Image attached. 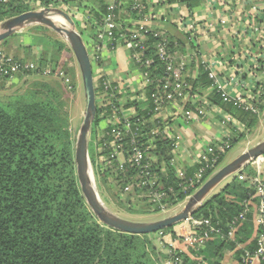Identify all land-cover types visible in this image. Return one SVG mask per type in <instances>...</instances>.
I'll return each mask as SVG.
<instances>
[{
    "label": "built area",
    "instance_id": "1",
    "mask_svg": "<svg viewBox=\"0 0 264 264\" xmlns=\"http://www.w3.org/2000/svg\"><path fill=\"white\" fill-rule=\"evenodd\" d=\"M58 1L61 0H50L52 4L48 8H59ZM42 2L43 0L35 1L34 5L36 3L35 6H41L39 10L47 8L43 7ZM216 2L217 0L214 1L215 4ZM243 2L248 6L251 16L254 15L255 6L252 2L250 0H243ZM108 3L102 25L95 23L99 29L97 37L108 41L112 48L115 44L126 48L130 64L139 71L142 85L147 91L144 95L134 98L135 101H141L144 104L142 110L132 107L126 110V115L123 116L116 100L117 91L104 79V76L97 80V87L100 84L104 90L98 98L94 84L96 115L98 114L99 122L93 141L94 154L93 162L90 160L91 169L93 176L102 175L109 186H118L116 192L119 196L130 197V202L137 199L147 200L149 210L165 213L173 206L169 196L175 195L172 187L165 188L164 177L170 174L178 182L182 194L188 198L207 180L203 181L206 174L209 172L213 174L217 170L218 163L226 151L230 150L232 141L238 135L247 134V128L234 115L222 111L218 124L222 129H228L224 131V137L196 152L197 168L191 177H179L174 174V169L179 172V166L176 163L183 144V136L178 131L176 133L171 131L170 121L179 124L199 122L205 118L207 112H216L215 106H211L209 101L200 100L195 104L194 109H186V102L191 96L193 87L184 77V71L191 56L188 58L173 55L169 39L164 31L151 25L153 16L145 12L144 0H130V6L126 10L130 19L123 24L117 18L120 1L108 0ZM223 6L225 5L222 2ZM262 15L264 17V10ZM229 20L230 14L226 12H222V16L215 23L195 22L190 13H185L177 20L176 27L189 39L202 35L212 40L216 38V26L219 25L222 27L221 38L228 36L238 43L241 39L240 33L232 27L229 28L230 33L225 31V26H229ZM248 23L252 24V31L258 34L255 42L258 43L253 49H247L249 53L244 56L233 55L234 61H229V67L224 63L230 71L229 76L222 75L221 78L215 72L216 54L207 58L195 47L193 55H200L199 64L212 82L211 93L219 97L223 103L236 105L247 115L259 116L260 107L264 106V19L255 23L248 19L243 25ZM115 32L117 33L114 34ZM248 33L249 28L246 25L243 37H246ZM150 38L156 42L153 54H150ZM90 60L93 67L95 62L93 58ZM20 74L59 77L64 72L54 70L50 63L41 65L38 60L32 62L15 60L12 56L0 52V78L14 82L18 80ZM65 83H68L67 79ZM104 122L108 124L103 126ZM165 143L169 144V155L164 164L159 161L158 150L159 145ZM263 161L262 156L249 164L256 172L252 180L254 193L249 194V199L243 204V210L230 221L227 234L221 235L223 241L234 243L239 249L242 264H252L254 261L264 262ZM250 217L255 227L249 242L252 249L249 245L245 247L239 245L237 240L238 232ZM184 226H188V232L180 233L178 236L175 229H181ZM172 231L182 238L184 243L196 249L203 248L205 242L222 233L217 227L212 226L210 220L194 217L179 223ZM157 237L164 240L166 233L157 232ZM169 253L172 252L169 250ZM178 262L179 259H175L174 264Z\"/></svg>",
    "mask_w": 264,
    "mask_h": 264
},
{
    "label": "trees",
    "instance_id": "2",
    "mask_svg": "<svg viewBox=\"0 0 264 264\" xmlns=\"http://www.w3.org/2000/svg\"><path fill=\"white\" fill-rule=\"evenodd\" d=\"M179 1L191 9L201 0ZM51 4L50 0L42 2L43 7ZM27 11L19 0L0 2V22ZM106 13L105 7L95 13L89 12L98 25H102ZM151 42H154L152 38ZM51 46L49 57L45 52L38 62L41 65L50 63L54 70L67 74L72 68L58 69V64L59 54L70 51L68 45L55 40ZM25 75L20 74L17 79ZM46 78L56 79L55 76L42 77V82L33 85L34 89L27 88L21 95L0 102V264H164L166 261L174 264L175 259H180V264H196L184 254H163L147 235L116 232L93 216L77 182L75 141L62 93L59 87L49 85ZM5 80L1 79L0 88ZM217 99L222 109L236 115L248 129L256 124L258 116L247 115L236 105ZM263 111L261 105L260 113ZM98 122L97 114L90 131L92 137ZM240 139H234L232 144ZM89 148L93 162L91 141ZM211 174H206L203 181ZM255 176L254 168L247 165L192 216L210 220L212 226L222 232L205 242L197 252L206 264H220L224 251L235 248L234 243L223 241L221 235L227 234L230 221L243 210L249 194L254 193L251 181ZM262 177L264 181V172ZM168 187L174 190L175 196H169L173 206L185 200L176 180L170 178L165 188ZM251 226L246 223L242 228L247 230L248 236ZM163 232L171 233L172 228Z\"/></svg>",
    "mask_w": 264,
    "mask_h": 264
},
{
    "label": "crops",
    "instance_id": "3",
    "mask_svg": "<svg viewBox=\"0 0 264 264\" xmlns=\"http://www.w3.org/2000/svg\"><path fill=\"white\" fill-rule=\"evenodd\" d=\"M7 0H0V2H5ZM20 3L25 6L29 11H38L41 6H35L34 2L38 0H19ZM120 6L117 13L118 21L123 24L127 23L130 16L126 14L128 6H130V0H119ZM145 1V12L153 18L151 19V25L157 29H162L166 34L170 42V49L174 56L176 57H190L191 59L187 61L185 65V75L187 82L193 87L190 98L187 100L186 109H194L195 104L200 100L203 102L209 101L211 106H215L216 112H207L204 119L199 122H190L187 124H179L174 121H170V129L173 133L177 131L183 136V144L179 153V159H177L176 165L179 166V172L174 169V174L177 176H184L185 178L191 177L197 168L196 162V152L203 147L214 143L224 136V131L227 128L222 129L219 126V121L221 120L222 105L216 103L218 101L216 95L211 93V81L208 79L207 75L204 73L202 66L199 64L200 55H193L196 49H199L200 53L205 55L207 58L213 57V54L217 56V65H215V72L222 75L229 76L230 71L225 66L224 63L230 66V60H233V55L244 56L249 53L248 50L254 48L258 34L252 31V24H246L249 28V33L246 37H243L244 29L246 25H243L248 19L255 23L264 19L262 17V12L264 10V0H250L255 6L254 15L251 16L248 6L243 2V0H201L198 5L187 8L186 4L181 3L179 0H144ZM222 2L225 6L222 7ZM72 0H61L58 1V7L64 8L71 17L78 18L80 20V27L77 28L81 36L84 38V44L86 45L88 54L90 58H93L94 65L92 67L94 84L96 87L97 98L103 94L102 87H97V80L103 75L104 79L108 81L111 87L117 91L116 100L120 109V113L124 116L125 111L135 107L136 110H142L144 107L141 101H135V97L139 95H144L146 88L142 85L141 77L139 71L133 68L130 64L129 53L125 47L120 44H115L112 48L110 43L106 40L99 39L98 26L95 21L91 18L89 12H98L102 7L107 8L108 0H82L80 4L73 6ZM71 5V6H70ZM32 6V7H31ZM122 6V7H121ZM222 12L230 14L229 26H225V31L231 32L230 27L236 30L241 35V39L238 43H235L230 37L225 36L223 39L220 37L222 35V27L216 26V38L209 40L204 38L202 35H196L194 39H189L186 34L176 27L177 20L183 16L185 13H190L194 18V21L198 22H212L215 23L222 16ZM250 24V25H249ZM95 26V29H94ZM202 27V25L200 26ZM201 29V28H199ZM48 38V37H47ZM45 36L34 35V34H23L18 37H14L11 41L6 42L4 46L9 48V55L14 56L18 59H23L26 61H36L40 55L43 53L51 52V42ZM247 38V39H246ZM149 43L150 54H153L156 47V42ZM196 47V49H195ZM196 56V57H193ZM199 58V59H198ZM36 59V60H35ZM232 64V63H231ZM95 72V73H94ZM42 78L38 75H25L13 83L11 91H18L23 88L24 83H30L40 80ZM52 79V78H50ZM49 80V78H46ZM210 82V84H209ZM22 86V87H21ZM21 87V88H19ZM5 87H3L4 89ZM186 105V104H185ZM232 114V113H230ZM234 115V114H232ZM238 118L236 115H234ZM115 122V121H114ZM108 122H104L105 126ZM246 125V123H244ZM247 132L249 131L247 125ZM246 135V134H244ZM243 135V136H244ZM238 135L237 138H239ZM232 146V145H231ZM229 151V150H228ZM224 154L226 156L227 152ZM240 154V153H239ZM169 155V144L165 143L159 145L158 157L159 161L166 163ZM223 156V157H224ZM222 157V158H223ZM173 177H164V183L167 185V181ZM221 185V184H220ZM220 187V186H219ZM251 224L252 232L248 236L246 229H241L238 232L237 240L238 244L243 247L249 245L252 239L253 232L255 230L254 224L251 217L244 224ZM188 226H184L179 229L176 228L175 231L179 236L180 233L188 232ZM174 234V231L167 233L163 242L165 247H160V252L163 254H169V250L172 254H184L190 259L196 261V264H206L202 257L197 255V252L201 249H196L195 247L189 246L184 243L183 239ZM248 236V237H247ZM175 238V239H174ZM194 252V253H193ZM239 249L235 248L233 250L226 249L222 255L220 264H242L239 258ZM169 261L164 264H168ZM181 261L179 259L178 264ZM259 261H254L252 264H260Z\"/></svg>",
    "mask_w": 264,
    "mask_h": 264
},
{
    "label": "water",
    "instance_id": "4",
    "mask_svg": "<svg viewBox=\"0 0 264 264\" xmlns=\"http://www.w3.org/2000/svg\"><path fill=\"white\" fill-rule=\"evenodd\" d=\"M60 17L66 24L58 25L52 17ZM43 26L55 32L68 45L76 60L83 87L85 101L83 116L76 138L74 137V166L81 195L98 222L116 232L129 235L155 234L165 229L174 228L179 223L192 217L209 194L226 178L239 173L251 161L264 156V141L244 151L230 163L216 170L211 176L187 198L182 210L178 213L154 222H135L123 219L110 212L95 189V180L90 165L89 133L96 117L95 87L92 75L90 56L80 32L72 17L59 8H43L38 11H27L9 18L0 24V42L28 27Z\"/></svg>",
    "mask_w": 264,
    "mask_h": 264
},
{
    "label": "rangeland",
    "instance_id": "5",
    "mask_svg": "<svg viewBox=\"0 0 264 264\" xmlns=\"http://www.w3.org/2000/svg\"><path fill=\"white\" fill-rule=\"evenodd\" d=\"M72 1L74 4L73 6L70 5L71 7H75L76 5L80 4V2H82V0H72ZM72 19L76 27L79 28L80 20H78L77 17L76 18L72 17ZM4 21L5 20L1 21L0 24ZM43 28L45 29L38 30V29H35V27H28L24 30L19 31L13 36L7 38L8 40L7 42L11 41L14 37H18L23 34H34V35L45 36L46 38L48 37L47 39H49L50 42L55 41V40H60L64 42L61 39V37H59L55 32L51 31L50 29L46 27H43ZM84 38L85 37L82 36L83 40ZM0 52H3L4 54L9 55L8 53L9 48L7 46L1 45V42H0ZM12 57L14 58V56ZM59 58H60V62H59L60 64H58V66L60 65V67H58V69H64V68H72V69L69 70L67 74H63L62 76L55 77L56 79L52 78L47 81H49V85H51L52 87H59L60 92L62 93L65 110L67 114L69 115L70 130L73 133V136L76 138L80 124H81L84 106H85L81 76H80V72H79L76 60L71 50L69 52L67 51V52L60 53ZM20 61L32 62V60L26 61L23 59L22 60L20 59ZM1 79L3 78H0V82H1ZM66 79L68 80L67 84L65 83ZM42 80L43 79L37 80L33 82L32 84L24 83L23 88H21L22 86L19 87L21 89L16 92L11 91L10 86L17 81L9 82L5 80V85L1 86L0 88V102L4 103L7 101L8 97H14L17 95H21L24 91L27 90V88L29 90L34 89L33 85L39 81L42 82ZM30 86H32V88ZM3 87L5 88L3 89ZM94 137L95 135L93 131V138ZM91 138H92V134L90 132L89 142ZM239 138L241 139L238 142L232 144L230 150L227 152L226 156H224L223 161L218 166L217 170L221 168L222 166L230 163L233 159H235L237 156H239L244 151H247L248 149L254 147L258 143L264 141V111L260 113V115L258 116V120L256 124L252 126L251 128H249L248 133ZM89 149L90 148L88 147V151H91ZM262 171L264 172V161L262 163ZM231 177L226 178L222 182V184L219 185L220 187L218 186L215 190H213L209 194L208 198L212 196L213 194L217 193L221 188H223L224 185L230 181ZM94 178H95L96 191L99 195L100 200L105 205V207L110 212L116 214L117 216L123 219L135 221V222L149 223V222H154V221L161 220L166 217L172 216L178 213L180 210H182L183 206L185 205V202L187 201V198H185L183 202L177 203L176 205L170 207V209L167 212L160 213L157 211H153L151 209L149 210L147 206L148 205L147 200L142 201L141 199H137V201L135 200L134 202H130L129 201L130 197L128 198V196H125V195L119 196V194H116L117 193L116 188H118V186L109 187V185L105 183L106 181H103L104 177L102 175H95ZM262 180H263V177H262ZM251 185L253 186V181H251ZM147 236L149 237V240H151V242L156 246L158 250H160V247H165V243L163 242V240L157 237V233L148 234Z\"/></svg>",
    "mask_w": 264,
    "mask_h": 264
},
{
    "label": "bare ground",
    "instance_id": "6",
    "mask_svg": "<svg viewBox=\"0 0 264 264\" xmlns=\"http://www.w3.org/2000/svg\"><path fill=\"white\" fill-rule=\"evenodd\" d=\"M52 20L54 22H56L58 25H65L66 26L65 22L60 17H58V16L52 17ZM94 187L96 189V186H94Z\"/></svg>",
    "mask_w": 264,
    "mask_h": 264
},
{
    "label": "flooded vegetation",
    "instance_id": "7",
    "mask_svg": "<svg viewBox=\"0 0 264 264\" xmlns=\"http://www.w3.org/2000/svg\"><path fill=\"white\" fill-rule=\"evenodd\" d=\"M92 140H93V137H92V138H91V140H90V141H91V143H93V141H92Z\"/></svg>",
    "mask_w": 264,
    "mask_h": 264
}]
</instances>
